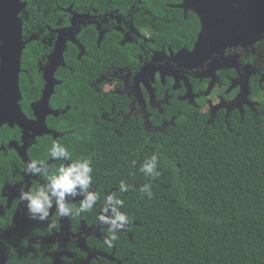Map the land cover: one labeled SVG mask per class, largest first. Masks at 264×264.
Masks as SVG:
<instances>
[{
	"label": "flooded vegetation",
	"instance_id": "obj_1",
	"mask_svg": "<svg viewBox=\"0 0 264 264\" xmlns=\"http://www.w3.org/2000/svg\"><path fill=\"white\" fill-rule=\"evenodd\" d=\"M22 1L27 3L20 13L23 37L32 38L26 48L34 42L44 51L37 60V72L24 68L22 61V73L33 87L37 80L42 82L40 94L27 105L23 96L26 119L38 118L35 104L43 95L44 68L56 43L64 38L67 46L64 63L55 72L59 84L50 99L53 112L46 116L50 132L39 136L28 131L24 138L27 130L15 121L1 127L19 133L15 137L14 131L7 144L0 141V155L15 152L19 158L0 165V264H54L59 256L62 264L65 258L74 260L77 249L83 253L81 263L86 264L89 252L80 247L81 237L93 253L92 264L104 258L99 251L108 254L91 244L93 238L105 241L103 231L109 225L99 220L88 223L80 215L76 229L70 217L66 224V217H59L54 209L48 221L28 217L26 202L19 199L21 189L44 183L65 163L50 156L34 159L31 150L40 147L46 136L70 138L61 145L72 159L92 160L90 190L100 197L97 208L120 185L101 189L94 181L126 177L116 166L137 168V142L144 136L156 142L184 112L207 113V124L217 120L229 124L235 118L244 121L264 114V0H253L248 10L236 0H200L197 5L190 0ZM158 4L164 7L159 9ZM203 35L206 54L197 61L187 60ZM173 102L180 106L176 114ZM31 160L46 161L48 173H25L24 166ZM81 199L69 202L79 207ZM49 221L57 225L51 231ZM83 223L92 230L84 231Z\"/></svg>",
	"mask_w": 264,
	"mask_h": 264
},
{
	"label": "trees",
	"instance_id": "obj_2",
	"mask_svg": "<svg viewBox=\"0 0 264 264\" xmlns=\"http://www.w3.org/2000/svg\"><path fill=\"white\" fill-rule=\"evenodd\" d=\"M43 53L36 43L28 44L23 67L37 72L36 63ZM71 57L68 50L67 59ZM78 63L80 72L83 69ZM20 85L27 105L31 97L40 94L42 82L37 80L33 87L22 73ZM178 108L173 102L175 114ZM207 117L199 110L184 112L176 126H170L156 142L150 143L147 136L137 142V168L116 166L126 177L94 181L101 189L118 187L121 182L128 185L126 192H121L120 186L113 192L124 201L120 211L129 216L130 223L128 234L117 232L111 248L95 238L92 246L108 253L115 250L122 264H264V114L244 121L235 118L229 124L223 120L207 124ZM14 131L17 137L19 131ZM14 131L4 126L0 141L7 144ZM69 141L46 136L40 147L31 150V156L46 160L53 142L61 145ZM153 154L159 161L158 177L141 171ZM9 158L19 157L15 152L0 155L1 167ZM145 184L151 185V198L140 191ZM101 214L102 207L95 205L92 211L70 219L78 229L80 215L93 223ZM103 232L109 235L108 229ZM76 253L74 260L65 258L62 264H82L83 253L78 249ZM92 264L119 263L100 258Z\"/></svg>",
	"mask_w": 264,
	"mask_h": 264
},
{
	"label": "clouds",
	"instance_id": "obj_3",
	"mask_svg": "<svg viewBox=\"0 0 264 264\" xmlns=\"http://www.w3.org/2000/svg\"><path fill=\"white\" fill-rule=\"evenodd\" d=\"M49 156L53 160L59 159L65 163H62L55 173L47 175L44 183L36 184L28 190L21 189L19 199L26 202L28 217L32 220L44 222L49 220L53 209L55 214L61 218L92 211L100 197L95 191L90 190L93 184L91 158L73 160L70 151L58 142H53ZM158 163L157 155L153 154L144 162L141 171L145 175L158 177L160 175V172L157 171ZM24 172L30 176L48 173L47 162L31 160L24 166ZM119 190L126 192L128 185L121 182ZM140 191L151 198L150 184L143 185ZM76 196L82 197L79 207H74L69 202V198H75ZM123 204L122 199L117 198L114 194H109L105 197L102 214L98 216L101 224L109 225V235L104 241L109 248L118 239L117 232L123 230L130 223L129 216L120 211ZM56 227L54 221H49V231Z\"/></svg>",
	"mask_w": 264,
	"mask_h": 264
},
{
	"label": "water",
	"instance_id": "obj_4",
	"mask_svg": "<svg viewBox=\"0 0 264 264\" xmlns=\"http://www.w3.org/2000/svg\"><path fill=\"white\" fill-rule=\"evenodd\" d=\"M198 1L200 0H190V3L193 2L197 5ZM236 1L242 4V7L245 8L243 10H248L246 6L254 5L253 0ZM26 6L27 3L22 0H0V129L7 122L12 123L15 121L18 125L27 130L24 138H26L28 131H32L33 134L39 136L50 132L46 122V116L48 113L53 112L50 107V99L55 92L56 85L59 84L58 79L55 77V72L58 67L64 63V53L67 46L66 40L60 37L61 39L56 43L55 50L50 55V62L44 68L46 86L40 101L35 104V112L38 118L36 121L26 119L21 106L23 92L20 85L23 53L26 48V42L32 40V38L25 40L23 37V20L20 17V13ZM251 11L254 13L253 19H256V12H254V10ZM260 19L261 17L259 20ZM204 42L205 37L203 35L196 43L195 49L187 54V60L193 59L197 61L201 55L206 54V52H204ZM215 70L216 69H213V71ZM55 136H57L56 133ZM24 147H27V145L25 144ZM20 155H24L22 151H20ZM78 199L79 196H76L75 198H69V201H77ZM66 224H69L68 217H66ZM82 228L84 231H90L93 227L87 229L85 223H83ZM99 229V226H95V230ZM127 229L128 227L126 225L120 232L127 233ZM79 244L82 250H87L89 252L85 263L90 264L93 253L87 246L84 237L80 238ZM62 253L63 252H61V254ZM99 253L110 261L122 264V261H119L115 257L114 252L105 254L99 251ZM68 255L72 256L70 254ZM54 264H61L60 256L58 258L55 257Z\"/></svg>",
	"mask_w": 264,
	"mask_h": 264
}]
</instances>
